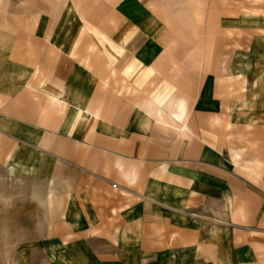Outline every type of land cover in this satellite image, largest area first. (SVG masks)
<instances>
[{
  "label": "crops",
  "instance_id": "0c3cea01",
  "mask_svg": "<svg viewBox=\"0 0 264 264\" xmlns=\"http://www.w3.org/2000/svg\"><path fill=\"white\" fill-rule=\"evenodd\" d=\"M262 50L264 0H0V155L57 264H264Z\"/></svg>",
  "mask_w": 264,
  "mask_h": 264
},
{
  "label": "rangeland",
  "instance_id": "374dc122",
  "mask_svg": "<svg viewBox=\"0 0 264 264\" xmlns=\"http://www.w3.org/2000/svg\"><path fill=\"white\" fill-rule=\"evenodd\" d=\"M264 70V50L258 55ZM0 155V264H57L56 242L46 240L56 209L47 207L48 186L9 166ZM51 217V218H50Z\"/></svg>",
  "mask_w": 264,
  "mask_h": 264
}]
</instances>
